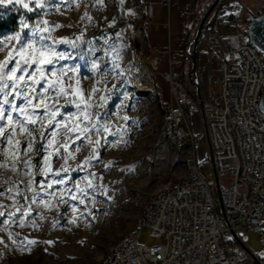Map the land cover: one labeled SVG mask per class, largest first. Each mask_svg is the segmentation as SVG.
<instances>
[{"label": "rangeland", "instance_id": "obj_1", "mask_svg": "<svg viewBox=\"0 0 264 264\" xmlns=\"http://www.w3.org/2000/svg\"><path fill=\"white\" fill-rule=\"evenodd\" d=\"M144 1L124 0L121 5L119 0H103L102 4H98L97 0H77L78 7L76 4L69 7L66 4L60 5L54 2L52 6L45 9L49 12L48 15L41 13L40 17H36L34 13H27L28 17H32L28 20L30 25L38 19L66 25V27L56 28L51 33L57 39L76 40L77 37H80L84 41L91 42L83 44L76 51L87 53L88 49L92 48L95 50L94 54L85 55L84 60L61 62L81 65L80 82L77 87L83 90L84 99L88 98L94 84L101 89L105 87V84H96V81L102 79V72H90V61L96 57H102L107 62V67L110 68L111 61L115 56L112 47L119 49L121 59L118 62L120 69L124 71V77L114 79L109 76L106 79V85L110 88L115 83L118 86L123 84L124 87H120L118 93L114 92L111 95L104 108L93 109V111H99L102 119L113 125L110 132H114L116 128L126 129V131L122 132V139L119 134L117 136L108 135L109 142L118 143L116 147H113L111 143H105L104 134L100 135L101 146L98 149L100 162L97 163L94 157L92 162L94 166L82 165L85 157L89 156L88 147L76 151L75 144L66 143L63 140L64 133H60L58 137L60 144H64L67 151L71 152L75 158L68 160V171L62 173L66 180L65 185L61 186L50 181L52 188L49 191L66 188L68 191L63 193L56 191L55 195L56 198L63 195L68 203H57V199L50 198L46 201L49 207L41 205L36 210V206H32L31 216L24 218L27 226L19 227L11 222L0 225V239L3 240V243H0V264H96L110 245L135 225L142 210L141 204H136L135 201L158 187L175 181L184 173L186 151L175 149L162 131L159 105L160 100L168 101L169 99L166 81L160 73L156 74V86L163 92L160 100L149 92L141 91L138 85L139 83L141 86H146L145 67L152 65L154 59L148 55L144 47ZM257 1L224 0L225 3H237L240 13L243 15L248 14ZM57 7H59V11H56ZM129 12H135V15H129ZM19 17H21V13L13 10L3 18L9 23L14 18L15 22L11 23V27L0 34V37L6 40L9 35H14L18 31ZM88 17L91 19L89 20ZM164 22H168L169 26L164 25ZM193 22V16L185 9V3L172 0L170 11L167 12L157 0V34L160 37L157 39V49L151 53L165 58L167 48H170L176 56H185L183 32L186 28L191 27ZM51 26L54 27V25ZM40 27L43 28L45 25L41 24ZM133 30L135 33L132 32ZM116 33H120V35L117 36ZM245 38L247 37H226L224 42L237 45ZM11 43L14 44L15 41ZM10 48L11 44H9ZM9 49L0 51V61L5 59ZM59 49L72 51L66 44L59 45ZM106 50L108 51L107 55H105ZM208 50L206 36L200 37L197 43V62L202 59L204 65H207V62L210 63ZM215 52H218L217 49ZM211 61L212 67L208 70L207 78L199 81L201 97L204 99L209 98L220 88L221 84L220 75L215 69L216 61L213 58ZM135 65L138 68L134 69ZM188 66L190 67V63ZM104 67L105 64H101V69ZM165 69V59L161 65L155 67V70L159 72ZM147 70L149 72V69ZM125 77H127L126 84ZM71 83H75V79ZM148 84H150V80H148ZM104 94L101 91L93 97V101L99 103L100 95ZM125 96L128 98L125 99ZM63 102L62 100L60 103ZM195 107L191 109L197 110ZM67 111L74 112L75 108L71 107ZM123 116H128L129 119L124 121L119 118ZM189 118L193 135L197 136L204 132L199 112L191 111ZM91 139L94 142L97 137L93 135ZM60 144L54 143L50 150L54 151ZM197 151L200 154V161L205 160L207 143L204 137L201 138ZM63 153L64 149H61V158L58 162L55 157H52L50 165L44 164L45 171L49 166L53 173L59 170L61 164L64 163ZM29 155L33 156L34 164L37 161H42L43 154L39 155L38 159H36L37 155L32 153ZM109 161L112 164L106 168ZM78 165H81L83 170L73 171V169H77ZM202 171L207 178H213L210 161L202 165ZM92 173L95 174V177L90 175ZM85 176L88 177L87 180L83 179ZM23 178L22 175H14L12 171L4 173L2 177L3 180L9 181ZM43 178L40 175L36 177V180L39 182ZM73 181H75V188H73ZM89 182L102 186L101 192L106 188V193L104 195L96 194L95 203L85 200L84 204H80L79 200L70 198L73 194L79 196L77 189L91 191V189H86ZM22 187L23 185H21ZM37 190L43 192L44 189L41 187ZM211 191L215 194L214 189ZM18 199L20 203H24L22 198ZM0 204L13 212L18 207V205L13 206L12 199L3 195H0ZM74 208L75 210H73ZM4 210L0 208V211ZM19 215L20 213H17V216ZM0 219H6V217H0ZM9 232L16 235L9 236ZM235 233H241L245 238L243 246L249 252L252 254L262 253L260 241L264 239V235H259L246 228L236 229ZM228 237L234 239L233 233L229 231ZM13 240L16 241V244L12 243ZM29 241H35V243L30 244ZM156 241L150 235V228L144 226L140 231L138 242L151 245Z\"/></svg>", "mask_w": 264, "mask_h": 264}, {"label": "built area", "instance_id": "obj_2", "mask_svg": "<svg viewBox=\"0 0 264 264\" xmlns=\"http://www.w3.org/2000/svg\"><path fill=\"white\" fill-rule=\"evenodd\" d=\"M211 1H185V9L194 19L183 32L186 57V47ZM159 3L169 12L171 0ZM262 13L264 0L246 15L240 13L237 3L224 0H218L213 8L202 31L209 54L218 62L221 84L209 98L197 97L187 77L184 56L168 50L166 69L161 72L155 70L160 57L146 65L150 94L159 100L163 95L156 86V74L167 83L169 99L160 100L159 105L162 131L175 149L186 151L185 171L175 181L135 201L142 207L135 225L116 239L96 264H264V239L260 241L262 253L252 254L239 244L238 240L242 245L245 241L241 233H235L246 228L264 235V112L259 106L264 91V58L248 40L251 17ZM150 22L145 21L143 28ZM237 36L247 38L237 45L224 42L226 37ZM194 106L197 110L191 109ZM201 109L211 151L209 154L207 146L203 161L197 147L205 138L204 132L193 135L189 118L191 111L200 113ZM207 161L213 178L202 171ZM144 226L150 228L155 243L138 242ZM229 231L235 233L234 239L228 237Z\"/></svg>", "mask_w": 264, "mask_h": 264}, {"label": "snow or ice", "instance_id": "obj_3", "mask_svg": "<svg viewBox=\"0 0 264 264\" xmlns=\"http://www.w3.org/2000/svg\"><path fill=\"white\" fill-rule=\"evenodd\" d=\"M54 2L60 5L66 4L69 7L73 4L79 6L77 0H0V21L13 10L21 13V17L18 18V31L14 35H9L6 40L0 37V51L9 49L11 44L7 56L0 61V170H2L0 171V195L12 199L13 206L18 205L13 212L0 204V208L5 209L0 211V217H6V219H0V225L11 222L19 227L27 226L24 218L31 216L32 206L35 205L36 210L41 205L49 207L46 201L50 198L57 199V203H68L63 195L59 198L55 195L56 191L62 193L68 191L66 188L49 191L52 188L50 181L61 186L65 185L66 180L62 173L68 171V160L75 158L71 152L67 151L64 144H60L58 137L61 132L64 133L63 140L66 143L75 144L76 151L84 147L89 148V156L85 157L82 165L94 166L92 163L94 157L97 163L100 162L98 159V149L101 146L100 135L104 134L105 143H111L113 147H116L118 143L109 142L108 135L119 134L122 139V132L126 131V129L116 128L114 132H110L113 125L104 121L99 111H93V109L104 108L111 95L114 92L118 93L120 87H124L123 84L118 86L115 83L110 88L106 85V79L109 76L114 79L124 77V71L120 69L118 62L121 59L119 49L112 47L115 56L110 68L102 57H96L90 61V72H102V79L96 81V84H105V87L101 89L94 84L88 98L84 99L83 90L77 87L80 82L81 65L61 62L84 60L85 55L94 54L95 50L92 48H89L87 53L76 51L83 44L91 42L84 41L80 37L69 40L52 36L51 33L56 28L66 27V25L43 19H38L31 25L28 23L32 17H28L27 13H34L36 17H40L41 13L48 15L49 12L45 9L52 6ZM97 3L102 4L103 0H97ZM123 3L124 0H119V4ZM56 11H59V7ZM128 14L135 15V12ZM88 19L90 20L91 17ZM41 24L45 27L41 28ZM116 35L119 36L120 33ZM13 41H15L14 44L11 43ZM61 44L68 45L72 51L60 50ZM107 54L106 50L105 55ZM101 64H105L103 69ZM73 79L75 83H71ZM124 82L127 83V77L124 78ZM101 91L105 94L100 95L99 103H95L93 97ZM127 98L125 96V99ZM62 100L64 102L60 103ZM71 107H74L75 111L69 113L67 109ZM104 115L106 116L107 113L105 112ZM119 118L124 121L129 119L128 116ZM93 135L97 137L94 142L91 139ZM77 141L79 143H76ZM54 143L60 146L51 151ZM61 149H64V163L61 164L60 169L53 173L49 166L45 171L43 165H50L52 157H55L57 162L60 160ZM29 153L43 154L42 161L34 164L33 156ZM111 164L112 162L109 161L106 168ZM76 170L82 171L83 167L78 165L77 169H73V171ZM8 171H12L14 175H22L24 178L16 181L3 180V174ZM40 175L44 178L37 182L36 177ZM90 175L95 177L94 173ZM83 179L87 180L88 177L85 176ZM21 185H23L22 188ZM41 187L44 189L43 192L37 190ZM75 187V181H73V188ZM101 188L102 186L89 182L86 189L91 191L77 189L79 196L73 194L70 198L79 200L80 204H84L85 200L95 203V195H104L107 191L105 188L101 192ZM29 192L30 195L27 194ZM18 198H22L24 203H20ZM17 213L20 215L17 216ZM8 235L16 234L9 232ZM0 243H3L2 239ZM12 243L16 244V241L13 240ZM29 243L32 244L35 241H29Z\"/></svg>", "mask_w": 264, "mask_h": 264}, {"label": "water", "instance_id": "obj_4", "mask_svg": "<svg viewBox=\"0 0 264 264\" xmlns=\"http://www.w3.org/2000/svg\"><path fill=\"white\" fill-rule=\"evenodd\" d=\"M218 0H213L210 2V4L205 9L199 24L197 26L196 32L193 36V38L189 41L187 47H186V55L189 59L190 67L187 69V77L196 89V95L200 99L201 98V92H200V86L198 81V75H197V43L200 37H204L203 26L206 23L207 18H209L213 8L216 6ZM261 21H264V13L258 15V16H252L249 24H248V40L262 53L264 58V23H261ZM192 44V47L190 48V45ZM260 109L264 112V91L261 96L260 102H259ZM200 115L202 118L203 123V130H204V136L207 143V146L209 148V154L210 151V145H209V139H208V131L206 127V121H205V114L204 111L200 110ZM217 195H220V191L217 188L216 190ZM221 213H224V209L222 206V203L219 204ZM235 236V233H233ZM239 244L242 245L241 241L238 240ZM243 246V245H242ZM244 247V246H243ZM247 250V249H246ZM249 252V250H247ZM251 253V252H249Z\"/></svg>", "mask_w": 264, "mask_h": 264}, {"label": "crops", "instance_id": "obj_5", "mask_svg": "<svg viewBox=\"0 0 264 264\" xmlns=\"http://www.w3.org/2000/svg\"><path fill=\"white\" fill-rule=\"evenodd\" d=\"M179 1L182 2V3H185L186 0H179ZM261 1H263V0H258L254 4V6H256ZM171 5H172V0H171ZM170 8H171V6H170ZM251 10H249V12ZM143 12H144V19L143 20L144 21H151L150 24L148 25V27L145 29L147 31L145 32V30H144V35H145V39H144L145 45H144V47H145L146 52L148 53V55L151 58H156V57H159V56L154 55L151 52L154 49H157V39L160 37L157 34L158 27L155 28V26H154L155 25L154 23H157V0H145L144 1V4H143ZM164 24H167V26H169L168 22H164ZM168 50H171V49L170 48L169 49L167 48V52H168ZM166 55H167V53L165 54V58H166ZM165 58H161L160 65L164 62V59ZM209 58H210V63L207 62V65H204V61L202 59L199 62H197L198 81L205 80L207 78L208 70L212 67V65H211L212 64L211 58H213V57L209 54ZM215 61H216V67H215V69L218 72V62H217V60H215ZM165 67H166V62H165Z\"/></svg>", "mask_w": 264, "mask_h": 264}, {"label": "trees", "instance_id": "obj_6", "mask_svg": "<svg viewBox=\"0 0 264 264\" xmlns=\"http://www.w3.org/2000/svg\"><path fill=\"white\" fill-rule=\"evenodd\" d=\"M14 18L11 19V22L9 23L7 20H2L0 21V34H3L4 32H6L10 27H11V23H14ZM185 59H186V67L188 68V64H189V60L186 56H184ZM39 155H37V158L38 159Z\"/></svg>", "mask_w": 264, "mask_h": 264}, {"label": "bare ground", "instance_id": "obj_7", "mask_svg": "<svg viewBox=\"0 0 264 264\" xmlns=\"http://www.w3.org/2000/svg\"><path fill=\"white\" fill-rule=\"evenodd\" d=\"M128 27H129V26H128ZM136 68H138L137 65L134 66V69H136ZM144 80H145V82H146V86H145V85L141 86V84L138 83V85L140 86L139 89H140L141 91H144V92H149L150 89H151V86L148 84L149 73H148L147 70H145Z\"/></svg>", "mask_w": 264, "mask_h": 264}]
</instances>
